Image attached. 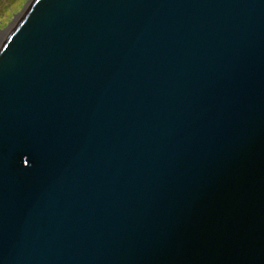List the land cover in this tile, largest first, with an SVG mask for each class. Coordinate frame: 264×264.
Wrapping results in <instances>:
<instances>
[{
  "label": "water",
  "instance_id": "1",
  "mask_svg": "<svg viewBox=\"0 0 264 264\" xmlns=\"http://www.w3.org/2000/svg\"><path fill=\"white\" fill-rule=\"evenodd\" d=\"M0 264H264V0H30Z\"/></svg>",
  "mask_w": 264,
  "mask_h": 264
},
{
  "label": "rangeland",
  "instance_id": "2",
  "mask_svg": "<svg viewBox=\"0 0 264 264\" xmlns=\"http://www.w3.org/2000/svg\"><path fill=\"white\" fill-rule=\"evenodd\" d=\"M30 0H0V39Z\"/></svg>",
  "mask_w": 264,
  "mask_h": 264
},
{
  "label": "bare ground",
  "instance_id": "3",
  "mask_svg": "<svg viewBox=\"0 0 264 264\" xmlns=\"http://www.w3.org/2000/svg\"><path fill=\"white\" fill-rule=\"evenodd\" d=\"M3 35H4V34H3ZM3 35H2V38H3ZM2 38L0 39V42H1Z\"/></svg>",
  "mask_w": 264,
  "mask_h": 264
}]
</instances>
